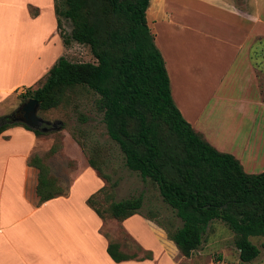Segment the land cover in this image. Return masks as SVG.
<instances>
[{"label":"crops","instance_id":"1","mask_svg":"<svg viewBox=\"0 0 264 264\" xmlns=\"http://www.w3.org/2000/svg\"><path fill=\"white\" fill-rule=\"evenodd\" d=\"M55 1L24 0V15L13 22L25 27V39L0 34V116L6 113L5 107L18 108L12 98L4 102L7 96L36 88L56 59L66 57ZM248 1L149 0L146 10L174 103L195 131L217 150L233 154L246 172L249 152L255 159L263 154L264 160V133L255 130L264 113L260 77L264 74V32L260 31L264 16ZM29 5L38 8L36 16L29 14ZM43 144L40 136L20 124L0 135V264L221 263L177 261L179 251L164 229L155 220L135 214L121 222L113 220L128 235L133 234L129 226L133 217L135 224L143 223L153 258L139 259L141 253L134 259L112 260L107 253L110 238L102 231L105 221L86 203L105 186V179L88 162H81L82 151L73 142L81 170L66 192L40 203L38 170L28 160L41 153Z\"/></svg>","mask_w":264,"mask_h":264},{"label":"trees","instance_id":"2","mask_svg":"<svg viewBox=\"0 0 264 264\" xmlns=\"http://www.w3.org/2000/svg\"><path fill=\"white\" fill-rule=\"evenodd\" d=\"M148 5L149 0H56L58 27L62 18L71 26L70 33L62 35L63 42L88 46L94 61L61 56L45 81L26 89L22 97L34 98L40 109L49 110L67 102L68 92L76 88L94 92L107 134L127 168L155 183L162 200L180 218L175 230L164 229L179 253L190 257L202 244L210 222L220 220L234 232L241 262L248 263L260 254L250 237L264 236V171L247 173L233 154L217 150L183 117L147 23ZM16 124L37 136L46 132L5 115L0 116V135ZM54 151L52 147L49 152ZM88 163L106 181L87 200L102 220L121 222L141 208V194L115 200L116 181H110L91 155ZM28 164L38 170L40 203L63 194L41 156L33 154ZM98 194L103 203L96 207ZM107 253L116 262L138 256L122 251L114 241H109ZM147 257L143 253L139 259Z\"/></svg>","mask_w":264,"mask_h":264},{"label":"rangeland","instance_id":"3","mask_svg":"<svg viewBox=\"0 0 264 264\" xmlns=\"http://www.w3.org/2000/svg\"><path fill=\"white\" fill-rule=\"evenodd\" d=\"M1 2L0 34H13L15 37L20 36L21 39H25V33L22 32L25 27L13 22L19 19L18 16L23 17L21 4L24 0H3ZM248 4L253 10H257L259 14H263L264 16V0H249ZM44 7L46 6L44 5ZM28 12L30 15L36 16L38 8L29 5ZM70 30V22L62 18L61 26L58 27L61 38L62 35H68ZM260 31L264 32V25L260 26ZM32 43L36 45L35 41ZM64 45L66 47L65 56L69 60L94 61V57L88 46L79 44L73 40H70L67 44L64 43ZM262 45L264 46V39ZM46 77L47 74L42 82L45 81ZM260 77L263 84L264 74ZM68 93L69 99L67 102L62 103L56 108L49 110L39 109L37 112L39 117L49 122L48 127L50 128L44 134L39 135L44 144L41 148V153L35 154L41 156L43 161L49 165L50 172L56 178L57 186L62 189V193L67 191L69 182L82 168V163H78V159H76L73 153V142H75L82 151V154L79 153L81 162H88V157L91 155L100 166L101 171L109 177L110 181H116L115 200L141 194L143 196V203L141 208L135 213L136 217H146L145 219L148 220L154 219L163 229H168L169 231H173L179 227L181 225L180 218L162 200L157 185L149 179L143 180L139 173L128 169L125 165L123 154L118 145L107 134L103 122V114L98 110L96 105L97 95L92 91L81 88H76ZM22 95L20 93H12L4 99V102L12 98L15 102L13 104L18 103L16 106L19 108L26 101ZM8 108L5 107L6 113L3 116H11L12 120H14V116H18L15 113L18 108L11 110ZM227 108L230 109V107ZM7 110L9 111L7 112ZM224 113L227 115V110ZM53 124L56 127L52 128ZM255 130L264 133V113H261L256 122ZM3 137L5 139L8 138L7 136ZM65 137H68V139L65 140ZM261 141L264 143V135L261 137ZM52 147L55 148V151L49 152ZM248 157L251 160L246 165L247 172L259 173L264 171L263 154H260V157L255 159L254 155L249 152ZM102 203L103 195L98 194L94 198V205L99 207ZM152 216L154 217L153 219H151ZM135 220L137 219L133 217L129 226L133 234L141 237V241L133 234L128 235L120 223L111 218L104 220L105 224L102 231L110 238V241L116 240L120 244L122 251L126 253L135 252L136 254L148 253L150 257L145 259H152L153 250L149 248L152 241L148 230H144L143 223L135 224ZM250 239L259 247L260 254L254 260L244 263L241 262L239 250L234 244V232L224 222L213 220L204 233L202 244L194 250L190 257H184L178 253L177 261H213L221 262L220 264H264V236H252Z\"/></svg>","mask_w":264,"mask_h":264},{"label":"water","instance_id":"4","mask_svg":"<svg viewBox=\"0 0 264 264\" xmlns=\"http://www.w3.org/2000/svg\"><path fill=\"white\" fill-rule=\"evenodd\" d=\"M40 109L39 102L34 98H28L15 112L18 116H14V121L25 123L32 129L48 131L49 122L38 116L37 112ZM14 113V114H15ZM56 127L53 124L52 128Z\"/></svg>","mask_w":264,"mask_h":264},{"label":"flooded vegetation","instance_id":"5","mask_svg":"<svg viewBox=\"0 0 264 264\" xmlns=\"http://www.w3.org/2000/svg\"><path fill=\"white\" fill-rule=\"evenodd\" d=\"M18 110V109H17Z\"/></svg>","mask_w":264,"mask_h":264}]
</instances>
